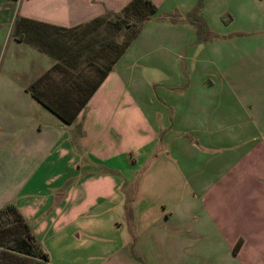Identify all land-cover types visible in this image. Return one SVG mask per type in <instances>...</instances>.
Masks as SVG:
<instances>
[{
  "label": "crops",
  "instance_id": "1",
  "mask_svg": "<svg viewBox=\"0 0 264 264\" xmlns=\"http://www.w3.org/2000/svg\"><path fill=\"white\" fill-rule=\"evenodd\" d=\"M130 1L0 0V208L50 264H148L151 243L160 264H264V0H180L199 23L153 0L72 122L28 89L57 61L50 31ZM138 62L171 72L145 106Z\"/></svg>",
  "mask_w": 264,
  "mask_h": 264
},
{
  "label": "rangeland",
  "instance_id": "2",
  "mask_svg": "<svg viewBox=\"0 0 264 264\" xmlns=\"http://www.w3.org/2000/svg\"><path fill=\"white\" fill-rule=\"evenodd\" d=\"M202 1V0H201ZM200 2V0H199ZM200 5V4H199ZM181 3L180 0H167L165 4L161 6L159 11L168 9L172 15L171 19H186L194 22H198L197 18L201 13L195 10L189 16L181 17L184 14L180 12ZM200 8V6L198 7ZM212 8L216 11L220 9L218 5L212 4ZM142 9L148 11L147 7L142 6ZM114 12H107L104 16L98 20H94L90 23L84 24L75 30L58 31L48 35V39L51 41L57 34L61 36V42L66 45L70 52L63 56L61 64V71L54 69L49 75L45 76L44 80L38 81L37 87H39L40 93L43 97L51 101L58 108L68 107L72 109L80 101L81 96L86 92V84H93V82L99 77L101 70L96 67L97 64H107L126 47L127 41L130 39L135 27L138 26L143 18L142 14L131 17V25H127L124 22L123 27H118L114 23ZM147 16V14H145ZM77 57V58H76ZM180 64L185 65L188 61L196 64L201 63V60L186 61V57L181 56ZM197 58V57H196ZM197 66H201L198 64ZM137 69L142 70L141 76L148 80L144 83V86H148L145 90L142 87V82L137 81V86L133 87L135 94L142 98L144 106L147 103L145 93L147 90L150 94L153 92L154 96H157V89L161 86L157 84L159 81H166L171 77L170 71H164L163 67L147 66L142 62L136 63ZM196 69H201L196 68ZM140 75V72H139ZM15 214L12 211L5 212L0 217V224L7 227L4 237L8 240V243L12 244V239L23 228L18 222H14ZM14 219V220H13ZM15 223V224H14ZM17 223V224H16ZM147 252L148 264H160L153 259L158 253L155 245L147 244L145 247ZM42 259L38 256L29 255L16 251L5 245H0V264H39Z\"/></svg>",
  "mask_w": 264,
  "mask_h": 264
},
{
  "label": "trees",
  "instance_id": "3",
  "mask_svg": "<svg viewBox=\"0 0 264 264\" xmlns=\"http://www.w3.org/2000/svg\"><path fill=\"white\" fill-rule=\"evenodd\" d=\"M142 6L147 7L148 11L142 9ZM157 4L153 0H131L127 5H125L120 11H113L115 16L114 23L117 24L118 27H123L125 23L127 25H131L132 21L131 17H134L135 15L142 14L143 18L140 21L141 23L135 27L134 32L132 33L130 39L127 41L126 47L122 49V51L116 56V58L109 61L107 64L100 65L97 64L96 67H98L101 72L99 77L93 82V84H86L87 90L81 96L80 101L76 104V106L72 109H68V107L64 108H58L56 105H54L51 101L45 99L43 95L39 91V87H37V82L44 80L46 78L45 76L49 75L55 68L61 71V60L64 55H66V52H72L71 49H69L66 45H64L61 42V36L59 34L56 35V37L50 41L48 38L44 39L45 48L46 50L50 51L54 56L57 58L56 63L52 66V68L48 69L41 77L40 79L34 81L28 89L32 92L34 96L39 98L42 102H44L49 108H51L54 112H56L59 116H61L66 122H72L77 114L82 110V108L85 106L89 98L92 96V94L96 91V89L99 87V85L102 83V81L106 78L108 73L113 69V66L115 62L120 58L121 54L126 50V48L129 46V44L132 42V40L137 36L139 31L141 30L144 23L157 11ZM147 14V16H145ZM105 15V14H104ZM100 15L94 20L100 19V17L104 16ZM91 21V22H92ZM90 23V22H89ZM62 28L56 29L55 32L58 33V31H68L73 29H66V30H60ZM50 34L54 35V32H49ZM49 35V34H48ZM1 53V48H0ZM77 58V57H76ZM144 169H142L138 175L143 172ZM7 211H12L15 214L14 222H18V224H21L23 228L18 232V234L12 239V244L8 243V240L4 237L7 227L2 226L0 224V245H5L9 248H12L16 251H20L22 253H26L29 255L38 256L42 259L39 264H50L49 259L50 255L49 252L43 248L40 241L37 240L35 234L33 233L31 229L30 223L26 220V218L22 215V213L19 211L17 205L14 202H10L3 207L0 208V217ZM15 224V223H14ZM17 224V223H16Z\"/></svg>",
  "mask_w": 264,
  "mask_h": 264
}]
</instances>
